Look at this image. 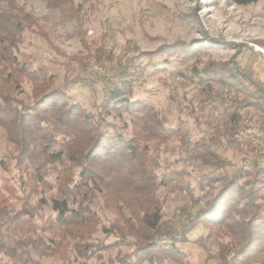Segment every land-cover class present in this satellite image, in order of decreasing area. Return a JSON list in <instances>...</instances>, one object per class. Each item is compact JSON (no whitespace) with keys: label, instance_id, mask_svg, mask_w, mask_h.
Segmentation results:
<instances>
[{"label":"trees","instance_id":"1","mask_svg":"<svg viewBox=\"0 0 264 264\" xmlns=\"http://www.w3.org/2000/svg\"><path fill=\"white\" fill-rule=\"evenodd\" d=\"M44 1L65 18L81 19L82 7L75 0ZM232 1L251 4L259 0ZM0 3L8 6H0V135L10 144L9 156L16 170L13 177L2 179L0 216L8 213L13 200H23L8 219L16 234L36 236L58 264H189L182 243L202 225L207 232L198 241L207 249L214 228L224 225L233 206L223 198L236 191L246 195L251 216L231 234L234 238L241 234L240 243L234 239L221 242L219 264H264V213L255 203L264 188L261 163L253 169L241 167L231 178L214 172L202 174L210 181L224 179L220 192L195 212L182 207L184 218L168 216L164 207L171 192H186L194 203L201 198L192 173L170 167L161 157L156 145L169 141L175 130L167 126L159 108L134 96L135 80L129 77L140 78L138 66L121 62L115 72L119 81L108 82L102 100L91 110L69 94L72 81L48 88L37 71L27 66L22 60L23 34L25 30L36 32L37 20L17 0ZM242 54L238 49L231 60L193 67L188 75L208 95L205 104L218 99L231 111L227 134L231 141L245 128L241 127V110L253 107L264 113V82L254 62L240 64ZM150 76L164 79L160 70ZM26 80L35 84L34 98L28 102L16 96ZM213 128L222 133V126ZM217 140L211 137L203 144L206 165L221 161ZM2 163L10 168V163ZM35 197L36 210L28 205ZM46 207L51 212L38 220L36 212ZM100 232L114 239L105 242ZM22 249V243L0 246L16 259Z\"/></svg>","mask_w":264,"mask_h":264},{"label":"rangeland","instance_id":"2","mask_svg":"<svg viewBox=\"0 0 264 264\" xmlns=\"http://www.w3.org/2000/svg\"><path fill=\"white\" fill-rule=\"evenodd\" d=\"M75 1L82 7L80 20L65 18L44 0H17L39 25L36 32L24 31L22 60L37 71L40 81L48 88L72 81L69 94L91 110L102 100L108 82L119 81L115 72L121 62L138 66L140 78L129 77L135 80L134 96L159 108L167 119V126L175 130L169 141L156 145L161 157L170 167L192 173L196 193L201 198L199 203H194L186 192H171L169 203L164 207L168 216L177 214L184 218L182 207L195 212L220 192L224 179L210 181L202 178V174L214 172L231 178L241 167L253 169L256 163L264 166V113L253 107L241 110L244 121L241 127L245 128L231 141L227 135L231 111L218 99L205 104L208 95L188 79L193 67L204 68L212 61L227 62L235 57L238 49L243 50L238 58L240 64L254 62L257 74L264 79V0L251 4L232 0ZM0 6L8 9L4 3ZM255 53H261L262 57H254ZM154 70H160L164 79L151 77ZM34 86L33 82L24 81L22 92L16 96L24 102L32 101ZM213 88L220 89L217 84ZM125 119L129 120L130 116L125 114ZM213 126H222V133L215 132ZM211 137H218L216 150L221 161L206 165L203 144ZM9 149V142L1 134L0 188L4 177H13L16 173ZM3 160L10 163L8 170ZM244 179L245 176L240 181ZM223 201L233 206L224 225L214 228L208 248H203L198 241L207 232L202 225L189 233L188 242L182 243L189 264H219L221 242L242 241L241 234L235 238L231 234L251 216L245 205L247 197L235 191ZM22 203L23 200H13L8 213L0 216V246L22 243L23 249L17 259L0 250V264H58L38 244L36 236L21 237L11 228L9 216ZM255 203L264 213V188ZM28 205L36 210L37 198L29 200ZM50 212L48 207L38 209L36 217L40 220ZM41 235L47 236V233ZM99 237L105 242L114 239L105 232H100Z\"/></svg>","mask_w":264,"mask_h":264},{"label":"crops","instance_id":"3","mask_svg":"<svg viewBox=\"0 0 264 264\" xmlns=\"http://www.w3.org/2000/svg\"><path fill=\"white\" fill-rule=\"evenodd\" d=\"M259 76V75H258ZM260 77V76H259ZM262 79V81L264 82V79L262 77H260Z\"/></svg>","mask_w":264,"mask_h":264}]
</instances>
